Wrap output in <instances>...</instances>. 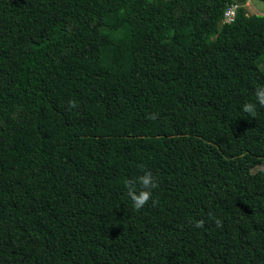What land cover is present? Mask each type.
<instances>
[{
  "label": "trees",
  "instance_id": "1",
  "mask_svg": "<svg viewBox=\"0 0 264 264\" xmlns=\"http://www.w3.org/2000/svg\"><path fill=\"white\" fill-rule=\"evenodd\" d=\"M249 5L0 0V264H264Z\"/></svg>",
  "mask_w": 264,
  "mask_h": 264
},
{
  "label": "clouds",
  "instance_id": "2",
  "mask_svg": "<svg viewBox=\"0 0 264 264\" xmlns=\"http://www.w3.org/2000/svg\"><path fill=\"white\" fill-rule=\"evenodd\" d=\"M254 96V101H248L242 105V111L252 118H255L257 115V106L264 107V85H258L256 87ZM70 103L73 107L76 106L74 101ZM147 118L155 119V116L149 114ZM124 185L127 189V196L132 201L133 208L137 211L142 209L149 202L152 198V190L159 186L157 178L149 170H145L143 174L138 177L125 179ZM195 227L203 228L204 221H196Z\"/></svg>",
  "mask_w": 264,
  "mask_h": 264
},
{
  "label": "rangeland",
  "instance_id": "3",
  "mask_svg": "<svg viewBox=\"0 0 264 264\" xmlns=\"http://www.w3.org/2000/svg\"><path fill=\"white\" fill-rule=\"evenodd\" d=\"M250 1V5L251 6H255L257 9H260L261 11H264V1H262V0H249ZM249 5V6H250ZM250 8V7H249ZM251 10H252V8H251ZM260 10H255L254 9V11H256L257 13L260 11ZM260 13V12H259ZM264 13V12H263ZM261 60H262V62H264V56H261ZM261 166V164H258L257 166H255L254 168H253V170H255V169H257L258 167H260Z\"/></svg>",
  "mask_w": 264,
  "mask_h": 264
},
{
  "label": "crops",
  "instance_id": "4",
  "mask_svg": "<svg viewBox=\"0 0 264 264\" xmlns=\"http://www.w3.org/2000/svg\"><path fill=\"white\" fill-rule=\"evenodd\" d=\"M254 9H255V10H260V9H257V8H254ZM260 12H264V11H261V10H260Z\"/></svg>",
  "mask_w": 264,
  "mask_h": 264
}]
</instances>
